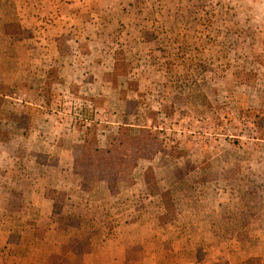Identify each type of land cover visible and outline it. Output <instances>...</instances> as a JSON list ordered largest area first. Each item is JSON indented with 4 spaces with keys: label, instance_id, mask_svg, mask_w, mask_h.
<instances>
[{
    "label": "rangeland",
    "instance_id": "374dc122",
    "mask_svg": "<svg viewBox=\"0 0 264 264\" xmlns=\"http://www.w3.org/2000/svg\"><path fill=\"white\" fill-rule=\"evenodd\" d=\"M131 234L264 264V0H0V264Z\"/></svg>",
    "mask_w": 264,
    "mask_h": 264
},
{
    "label": "crops",
    "instance_id": "0c3cea01",
    "mask_svg": "<svg viewBox=\"0 0 264 264\" xmlns=\"http://www.w3.org/2000/svg\"><path fill=\"white\" fill-rule=\"evenodd\" d=\"M128 239V242L137 243L141 248L137 249L136 252L132 250L133 248H128L122 245L120 242L123 240L122 236L121 239L115 238V243L118 244L115 246V249H107V248H99V249H92L90 251L83 252L82 255L75 256V259H70L68 264H156L157 261H155L154 253L152 254L151 251H149V245L150 241L146 244H143L146 235H129L125 236ZM144 248V249H143ZM151 248V247H150ZM45 253L43 256L40 257L41 254ZM50 252H45L43 249H35L31 250L29 254L33 256L34 254L37 256V260L35 261V264H59L54 259H51L50 262V256L54 255ZM150 255V256H149ZM46 262V263H44Z\"/></svg>",
    "mask_w": 264,
    "mask_h": 264
}]
</instances>
